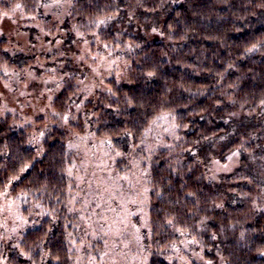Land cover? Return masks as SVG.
Here are the masks:
<instances>
[{"label":"trees","instance_id":"trees-1","mask_svg":"<svg viewBox=\"0 0 264 264\" xmlns=\"http://www.w3.org/2000/svg\"><path fill=\"white\" fill-rule=\"evenodd\" d=\"M45 1L49 0H0V20L27 18ZM70 10L69 24L88 34L95 30L106 42L117 33L124 36L117 23L115 28H98L115 14L130 25L147 14L165 17L152 34L156 36L135 27L128 37L135 50L129 71L104 81L96 97L83 99V88L88 87L75 85L87 70L63 66L68 79L56 82L59 94L53 100L57 123L46 132L39 126L38 133L32 132V124L24 120L29 115L0 112V194L8 189L11 195L38 194L58 209L24 235V257L15 255L9 264H71L66 240L76 217L64 216L60 204L68 184V137L84 130L85 124L123 149L143 138L157 115L171 112L181 141H189L194 149L222 135L228 126L238 132L236 147L242 137H249L245 131L254 130L255 117L264 106V0H73ZM1 46L2 42L3 64L11 59ZM11 61L14 67L25 63L22 54ZM2 105L6 107L0 101V109ZM14 108L19 107H10ZM75 116L80 124H69ZM238 118L246 130L239 131ZM34 121L43 123V118ZM166 153L161 151L150 170V264H178L167 262L162 252L180 238L193 242L201 257L217 253L219 264H264V212L248 210L244 197L217 188L199 164L207 160L166 158ZM234 177L231 180L241 176ZM184 264L201 263L188 257Z\"/></svg>","mask_w":264,"mask_h":264},{"label":"rangeland","instance_id":"rangeland-1","mask_svg":"<svg viewBox=\"0 0 264 264\" xmlns=\"http://www.w3.org/2000/svg\"><path fill=\"white\" fill-rule=\"evenodd\" d=\"M72 3L73 0H49L41 2L38 11L27 18L0 20L2 51L11 60L22 54L25 62L20 67H14L9 59L3 64L0 62V75L3 74L0 76V101L6 106L2 105L0 112L29 115L24 120L32 124L34 133H38V126L44 133L57 123L53 100L59 94L56 82L64 81V77L68 79L63 77V66L73 64L87 70L89 74L81 80L77 78L75 85L88 87L83 88L86 90L83 99L96 97L104 90L101 87L104 81L112 76L122 77L129 71L135 50L128 37L134 35L135 27L146 29L153 37L165 17L164 13L147 14L136 21L133 19L130 25L122 20V15L115 14L114 19L106 18L98 28H115L117 23L124 36L117 33L114 39L106 42L95 30L88 34L69 24ZM10 105L19 108L10 109ZM259 112L254 130L245 131L249 137H242L236 147L233 141L238 132H235L236 127L228 126L222 135L194 149L189 141H181L171 112L157 115L143 138L123 149L114 139L98 134L88 123L84 130L71 133L67 141L68 184L65 199L60 204L65 210L64 216L76 217L66 240L71 264L151 263L150 170L155 158L162 155L161 151L167 152L166 158L180 156L195 160L198 156L207 160L199 164L217 188L223 191L227 188L228 192L244 197L248 210L264 212V106ZM33 118H43V123H36ZM237 120L239 131L246 130L241 127L245 123ZM69 124H80L77 116ZM38 139L40 135L36 141ZM124 160L128 165L122 163ZM120 164L122 167L118 168ZM237 174L241 177L231 180ZM8 192L9 189L0 194V264H9L18 254L23 258L26 252L22 245L24 235L32 228L41 227L45 219L53 217L58 210L57 205L50 208L38 194L11 195ZM193 244L183 238L171 241L162 257L178 264H184L188 257L201 264H219L217 253L201 257ZM157 252L161 255V251Z\"/></svg>","mask_w":264,"mask_h":264},{"label":"snow or ice","instance_id":"snow-or-ice-1","mask_svg":"<svg viewBox=\"0 0 264 264\" xmlns=\"http://www.w3.org/2000/svg\"><path fill=\"white\" fill-rule=\"evenodd\" d=\"M16 7H19V5H16ZM4 15L7 16V12H5ZM153 31H156V30L153 29ZM153 74H154V73H151V72H150L148 75L151 76V75H153ZM63 119L65 120V122H67L68 119H69V117H68L67 115H65V116L63 117ZM109 143H110V141H109ZM105 255H107V253H105Z\"/></svg>","mask_w":264,"mask_h":264}]
</instances>
